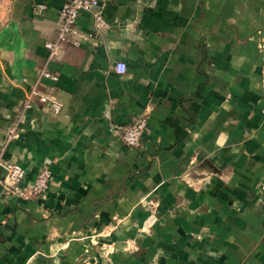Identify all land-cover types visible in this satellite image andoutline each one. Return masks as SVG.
Here are the masks:
<instances>
[{"label":"crops","instance_id":"obj_1","mask_svg":"<svg viewBox=\"0 0 264 264\" xmlns=\"http://www.w3.org/2000/svg\"><path fill=\"white\" fill-rule=\"evenodd\" d=\"M64 1L0 0V155L51 172L0 190V264H264V0H105L47 61ZM36 82L61 109L19 119Z\"/></svg>","mask_w":264,"mask_h":264},{"label":"built area","instance_id":"obj_2","mask_svg":"<svg viewBox=\"0 0 264 264\" xmlns=\"http://www.w3.org/2000/svg\"><path fill=\"white\" fill-rule=\"evenodd\" d=\"M104 5L105 0H65L58 14L56 37L54 40H48L44 44L48 51L47 61L55 60L59 56L63 42H68L72 46H79L91 37V34L82 32L76 25L77 17L81 12L94 11L97 28L106 27L101 15ZM114 70L117 73H124L126 64L123 61H118L114 65ZM39 76L52 81H57L58 79V75L46 67L40 69ZM38 85L39 82L32 84L27 92L19 119L23 116L25 110L35 103L50 105L54 113L60 111V101L49 93L42 91ZM17 126L18 123L8 130L7 143L17 137ZM118 130L121 141L126 147L139 148L141 147L142 136L148 130L147 116L144 114L136 116L131 122L120 125ZM0 169V190L3 197L30 200L44 195L48 190L51 176L48 164L44 165L27 185L22 184L25 170L17 162L4 160L0 155Z\"/></svg>","mask_w":264,"mask_h":264}]
</instances>
